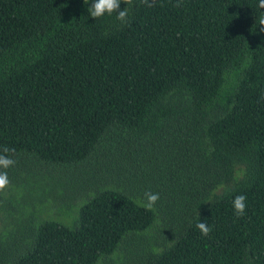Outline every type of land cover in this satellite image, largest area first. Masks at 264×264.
Listing matches in <instances>:
<instances>
[{"label":"trees","instance_id":"trees-1","mask_svg":"<svg viewBox=\"0 0 264 264\" xmlns=\"http://www.w3.org/2000/svg\"><path fill=\"white\" fill-rule=\"evenodd\" d=\"M92 3L0 0V264H264V9Z\"/></svg>","mask_w":264,"mask_h":264},{"label":"clouds","instance_id":"clouds-1","mask_svg":"<svg viewBox=\"0 0 264 264\" xmlns=\"http://www.w3.org/2000/svg\"><path fill=\"white\" fill-rule=\"evenodd\" d=\"M122 0H93L91 7L89 8L90 16L94 19L102 18L105 15L111 16L116 14V19L121 23H126L129 16V8L124 7L121 9L120 5ZM125 5L129 7L132 5V0H123ZM180 6L179 2L176 5ZM258 7L264 9V0H258ZM260 25L264 26V19L260 21ZM261 31H264V27H261ZM14 149H9L5 147L3 153L14 152ZM15 164V161L9 156L0 154V169H8ZM10 181L8 179L7 171H0V192H3L9 185ZM93 198H94V194ZM144 199H138L136 201L139 207L144 208L146 211H152L155 208L157 201L159 200V193H153L151 191H146L144 194ZM246 195H238L233 199V209L237 216H242L245 214L246 209ZM196 228L204 236H208L212 231V228L205 222H199L196 224ZM157 254L159 249L154 250Z\"/></svg>","mask_w":264,"mask_h":264}]
</instances>
